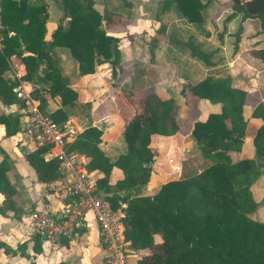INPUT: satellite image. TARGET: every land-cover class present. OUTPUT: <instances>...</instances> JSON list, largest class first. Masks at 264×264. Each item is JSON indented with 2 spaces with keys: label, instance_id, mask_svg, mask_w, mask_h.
Here are the masks:
<instances>
[{
  "label": "trees",
  "instance_id": "1",
  "mask_svg": "<svg viewBox=\"0 0 264 264\" xmlns=\"http://www.w3.org/2000/svg\"><path fill=\"white\" fill-rule=\"evenodd\" d=\"M230 2L225 20L239 14L241 20L254 19L258 30L264 31V0ZM58 4L61 18H67L66 23L59 21L51 32V39L45 41V3L0 0V124L4 133H15L27 116L21 111L22 102L16 88L18 79L6 75L9 55H17L24 63L25 72L19 78L28 81L34 75L37 59L45 61L47 68L40 76L41 82L39 86L33 82L30 94L38 98L41 110L59 126L75 113L76 92L60 73L49 47L63 45L68 48L76 61V76L92 72L102 62H109L111 84L118 87L132 107V114L121 130L123 150L112 158L100 145L105 130L103 122L92 124L90 120L83 122L79 131L64 138V149L84 155L86 170L96 174L95 190L103 192L113 208L119 201L124 202L122 231L128 240L127 247L136 253L135 264H264V221L250 216L257 201L250 190L249 176L257 160L262 159L264 166V100L255 103L250 112L260 121L251 139L253 156L233 159L231 153L240 150L246 125L243 115L246 90L231 85L228 76L206 75L184 82L179 88L180 98L161 97L156 92L137 96L129 78H121L118 38L105 33L100 26L110 12L105 9L99 12L92 0H58ZM165 8L200 29L201 10L204 9L200 0H161V9ZM239 31L240 26L233 33V47H236ZM183 44L192 56L209 63V54L190 37ZM152 45L151 42L150 47ZM248 52L264 62V43L250 47ZM42 91L57 100V106L48 112L44 109L46 98ZM185 91L218 104L202 119H193L188 129L193 141L202 144L201 154L210 163L188 175L160 183L153 193L131 194L132 189L151 178L156 158V150L149 145L151 134L175 133L179 128L177 117L186 115ZM12 103L18 104L19 112L8 109ZM47 149V144L38 145L34 139L33 146L21 156L34 181L43 184L62 176L59 159L46 157ZM10 163L7 154L0 156V214L10 211L20 217L34 209L36 202H31L28 210L21 207L19 191L6 174ZM114 169L118 176L112 180ZM65 238L60 237V241L66 242ZM30 239L32 250L40 252L42 239L34 232ZM99 240L105 248L101 238ZM22 246L24 244L19 243L11 248L0 241L5 253L19 249L21 254L27 255Z\"/></svg>",
  "mask_w": 264,
  "mask_h": 264
},
{
  "label": "crops",
  "instance_id": "2",
  "mask_svg": "<svg viewBox=\"0 0 264 264\" xmlns=\"http://www.w3.org/2000/svg\"><path fill=\"white\" fill-rule=\"evenodd\" d=\"M31 1L37 4L39 2L45 3L47 15L44 22L43 39L48 41L51 39V32L57 23L60 21L65 24L67 18H61V7L58 0ZM92 1L93 7L99 12H102L103 9L110 12L109 16H105L101 20L100 26L105 33L118 38L117 47L122 66L121 78H129V83L132 85L135 95L141 96L148 92H156L161 97L173 96L180 98L179 88L184 82L195 81L206 75L228 76L231 85L246 90L243 106V115L246 118L245 130L240 150L231 153V156L233 159L253 156L251 139L260 121L259 118L252 117L250 112L255 103L264 100V82L259 78H255L252 74L250 75L254 71H259L258 64L264 66V62L254 58L248 52L250 47L260 46L264 43V31L258 30L254 19L245 18L241 20L239 14H234L228 20H225L224 16L230 10V0H200L204 4V9L201 10L203 16L200 29L196 28L193 23L184 22L171 9H161V0ZM222 2H227L228 6L217 10ZM239 26V38L236 47H233V33ZM189 37L195 44L199 45L201 50L209 54V63H205L190 54L189 49L183 44ZM151 42L153 43L152 47H150ZM49 51L60 73L76 92L77 104L75 110L77 114L72 113L67 122H71L77 129H81L83 122L88 120L92 124L102 121L105 130L100 145L113 158L124 147L121 142L122 147H117L113 145L110 139L104 140V135L109 134L113 129H118L121 135L124 124L132 114V107L123 97L118 87L111 84L112 77L109 62H102L96 65L92 72L76 76V61L70 55L66 46L53 45L49 47ZM251 60H253V63ZM7 62L6 75L10 78H17L18 85L29 87L30 93L33 82L39 86L40 76L47 68L45 61L38 58L34 75L31 81H28L19 78L25 72V66L17 55H9ZM42 94L46 98L45 111L48 112L57 106L55 97H51L46 91H42ZM185 99L187 102L186 115L177 117L178 130L171 135L153 133L150 136L149 145L156 150V158L152 164L150 177H152V174L157 173V177L164 178V176L171 173V164L168 162V157L183 145V139L188 133L191 121L195 118L202 119L209 110L216 109L218 106L217 103L199 99L188 94L187 91H185ZM84 103L88 104L83 105ZM48 106L49 108H47ZM8 109L12 112L20 111L18 104L15 103L9 104ZM79 110L84 111V113ZM0 129L4 133L2 124H0ZM0 146V156L5 153L11 161L6 174L19 191L18 199L21 207L26 210L23 205V193L18 179L22 183L28 178L30 183H38L39 186L49 185L47 190L51 189V191H47L48 194L43 193L40 195V199L43 195L46 196V199H41L39 207L42 203L53 202L54 181L47 184L34 181L31 171L22 160L21 156L24 152L18 155L16 161L10 152L12 145L5 147L0 142ZM113 172L118 171L114 169ZM145 185L147 183L138 186L144 187ZM52 205L57 208L62 206L58 201H55V204ZM35 207L37 206L35 205ZM27 215L28 211L22 213L20 217L12 215L10 211L6 215L0 214V241L11 248L23 243L24 246L21 249L27 254H21L19 249H16L14 253H5L0 247V264H31V262L33 264H45L44 257L49 255H46V252L52 254L58 250L63 254H73L78 248L74 243L75 241L79 242V252L83 251L84 257L74 259L75 262L71 264H103V259L108 262L106 250L99 240L98 227L89 213L85 214L87 216L86 220L84 216L83 222L73 230L78 231L79 236L72 240V233H74L72 232L69 237L65 238L66 242L64 243L60 239L54 242L42 240L40 241V252L32 250V240L30 239L32 233H28L21 228V219L23 222H27ZM89 252L92 255L91 259L88 255ZM127 257L128 255L126 259ZM131 257H133L132 263L127 261L126 264H135L136 256L131 255Z\"/></svg>",
  "mask_w": 264,
  "mask_h": 264
},
{
  "label": "built area",
  "instance_id": "3",
  "mask_svg": "<svg viewBox=\"0 0 264 264\" xmlns=\"http://www.w3.org/2000/svg\"><path fill=\"white\" fill-rule=\"evenodd\" d=\"M16 88L29 120L25 129L27 135L32 141L35 139L38 145H48L46 157H57L62 172V176L53 182L54 201L31 209L26 221L42 240L54 242L60 237H69L75 226L80 225L85 214L89 213L105 245L108 264H126L128 240L122 231L124 202L119 201L113 208L104 198V193L95 190L96 174L86 170L84 155L64 149V138L77 132L76 127L71 122L59 126L41 110L38 98L30 94L29 87L18 85ZM55 201L63 205L57 208L52 205Z\"/></svg>",
  "mask_w": 264,
  "mask_h": 264
},
{
  "label": "rangeland",
  "instance_id": "4",
  "mask_svg": "<svg viewBox=\"0 0 264 264\" xmlns=\"http://www.w3.org/2000/svg\"><path fill=\"white\" fill-rule=\"evenodd\" d=\"M226 6H228L227 2H222L220 6L217 8V10L220 8H224ZM251 62L253 63V60H251ZM258 67H259L258 69L259 71H256V72L254 71V73H250V75L252 74V76H254L255 78H259L262 80V82H264V66H261L260 64H258L257 68ZM47 108H49V106ZM124 109L127 111L126 108ZM21 111H24V109L22 108ZM74 111L77 114L76 110ZM28 122L29 120L27 116H25V119L19 125L17 132L12 136H6L3 133L2 129H0V142H2L5 145V147L12 145L10 147L11 149L10 152L16 161L18 159L19 154H22L23 152L29 150L33 146V141L30 139V136L27 135V132L25 130ZM77 130L79 131L80 129H77ZM120 136H121V139H120ZM107 139H110V141L113 142V145L117 147L121 146L120 145V142H121L124 147V143L122 141V135H120L118 129H113L112 131L109 132V134L106 133V135H104V140H107ZM183 140H184L183 145L181 147H178L176 150L174 149L175 151L173 152V154L170 157H168L169 158L168 162H170L171 164L170 165L171 173H169V175L164 176V178L157 177L158 176L157 173L152 174V177L147 182V185H145L144 187H140L143 184H141L140 186H137L136 188L130 191L131 194L153 193L159 188L160 183L165 182L167 180L183 177L194 171L199 170L203 166L210 163V160L201 154L202 144L195 143L188 133L184 136ZM21 141L22 143H20ZM117 176H118V172L111 173L112 180ZM249 176L251 179L250 189H251L254 199L257 200V206L255 210L250 214V216L253 219L264 221V166L262 165V159L257 160L256 165L252 169V171L249 173ZM18 181L17 182L20 184V187L23 193L24 207L27 209L30 203L33 201L36 202V206L38 207L41 203L40 195H42L43 193L44 194L47 193V189L49 188V185L39 186L38 183H30L28 178L23 183L20 179H18ZM86 218L87 216H85V220ZM21 228L27 231L28 233L33 232L32 226L28 222H23L22 219H21ZM73 232L74 233H72V240L76 236H79L78 231L76 232L73 231ZM74 243H76V247L78 248L75 252H73V254H70V255H68L67 253L63 254L62 252L58 250L53 252L52 254L50 252H46V255L48 254L49 255L44 257L45 264H71L75 262L74 259L84 257L83 251L81 253L79 252L80 251V248L78 246L79 242L75 241ZM81 246L82 245L80 244V247ZM143 251L144 250H142V252ZM126 254L128 255L127 259L125 260L126 263L127 261L128 263H132L133 257H131V255L136 256L135 251L130 250L128 247ZM88 255L91 259L92 255H90V252ZM104 263H105V259H103V264Z\"/></svg>",
  "mask_w": 264,
  "mask_h": 264
}]
</instances>
